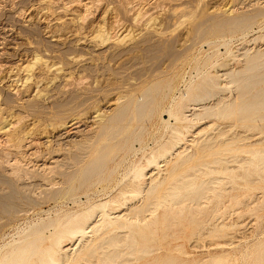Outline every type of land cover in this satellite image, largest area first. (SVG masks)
<instances>
[{
	"label": "bare ground",
	"instance_id": "bare-ground-1",
	"mask_svg": "<svg viewBox=\"0 0 264 264\" xmlns=\"http://www.w3.org/2000/svg\"><path fill=\"white\" fill-rule=\"evenodd\" d=\"M124 1L121 8L128 17L134 7ZM86 2H78V6L87 12L91 7ZM195 2L199 9L189 26L191 39L212 44V56L221 55L217 50L223 45V57L233 63L230 66L214 58L215 66L223 68L221 72L217 69L199 79L189 77L178 97L174 92L180 75L175 68L184 49H176L172 39L165 40L157 31H145L120 47L115 42L116 18L106 25L102 17L94 23L91 38L109 45L91 51L111 60L138 52L132 56L134 69L126 59L111 66L105 61L91 64L87 58L79 67L88 74L100 68L103 79L94 74L83 85L71 80L76 86L70 87L71 69L79 58L69 53L57 55L66 65L73 63L70 68L50 59L45 50L43 54L35 51L31 60L18 64L21 75L15 74L9 84L0 87L1 214L12 217L47 199H76L78 191L87 192L96 183L102 189L109 185L116 188L112 196L86 201L69 215L49 221L40 218L21 227L0 244V264H182L183 259L170 255L157 257L169 238L219 241L231 236L236 218L264 207V49H230L233 38L248 35L255 26L264 30V8L211 11L201 6V0ZM137 11L133 21L140 15ZM43 39L46 46L61 43L48 35ZM162 55L172 56L170 69L152 73L153 62L148 61ZM131 75H135L134 81ZM82 77L77 78L79 83ZM17 81L20 87L14 84ZM223 88L232 89L233 95H218ZM164 111L168 118L162 117ZM154 119L159 134L156 139L151 135L154 144L148 146L145 126ZM223 123L237 124L248 135L240 131L229 134L224 127H217ZM211 128L216 132L208 131ZM254 135L257 137L247 140ZM62 140L66 147L59 145ZM40 145L49 162L43 157L44 162L27 169L20 157L38 156ZM126 162L119 179L118 166ZM45 172L55 174L46 178L48 186L34 197L31 192L37 183L30 179L44 177ZM49 229L52 231L46 234ZM259 250L249 264L264 259V243ZM208 264L227 261L225 256H213Z\"/></svg>",
	"mask_w": 264,
	"mask_h": 264
},
{
	"label": "rangeland",
	"instance_id": "rangeland-1",
	"mask_svg": "<svg viewBox=\"0 0 264 264\" xmlns=\"http://www.w3.org/2000/svg\"><path fill=\"white\" fill-rule=\"evenodd\" d=\"M49 1H51L53 4L48 2V0H0V72H1L0 87L6 85V82L7 84H9L11 82L10 81L11 77L14 76L15 74L21 75L20 73L21 71L17 68L18 64L22 62H26L27 60L28 61L31 60L32 54L35 51L37 53L43 54L42 52H44L43 50H45V53L51 56L50 59L55 60L57 61V63L63 64L64 66L70 68H74L73 63L66 65L64 63V59L58 56L69 53L79 58L78 65L74 69H71L72 73H74L72 75V77L74 78L72 79L71 77L70 79L71 82V84H69L70 87L76 86L75 83H78L79 85H83L89 80L93 79L96 74L98 75L99 79H103L100 76L101 73L100 68L95 70L94 73L89 72L88 74L87 70H83V67H79L83 64V61H85L87 58L88 59L86 61H88L91 64L99 65V63L105 61L111 64V66L115 65L121 60L126 59V62L129 63L128 66H130V69H134L136 64L133 60L134 57L132 58V56L134 54H137L138 52L123 53L120 56L113 58L112 60L108 58L101 59L102 57L97 55L96 53L97 50L106 48L109 45V42L107 41L103 43H101L100 41L99 43L97 41L98 43H96V41L91 38L93 35L92 32L94 27L96 26L97 22L99 23L103 18H104L103 20H105L103 22H105L106 25H109L111 21L113 22L114 18H116L117 26H115V29L117 33L115 36L117 37L118 35V37H117V41H115L116 38L114 41L117 44H119L120 47L128 46L134 38L141 35V33L145 31H157L160 34V36L163 35L162 38H164L165 40L172 39L174 41L176 49H184L182 50L183 54H181V56L178 57L177 60L178 64L175 68L180 75L179 76L180 78L178 77L176 82V86H177L176 91L174 90L175 91L174 95L176 97L180 96L183 93L184 82L189 80V77L199 79L203 73L205 72L212 73L213 70L215 71L217 69L218 72H221L223 68L219 66H215V62L212 61L214 58L218 57L219 58L218 62L221 61L229 62L228 65L230 66L233 63L231 62V60L228 59V57H223L225 56L224 54L225 47L223 45H220V47L218 46L219 49L217 50V53H220L221 55L212 56L213 54L212 52L213 49L211 48L212 44H207L206 42H204V40L191 39L189 26L196 17L195 16L196 9H199L197 2H195L196 0H193L194 2L192 0H126V1H130L129 5L130 6L132 5L131 8L134 7L133 9L128 11L129 12L128 17L125 16L127 12H124V10L121 8V4L125 2L124 0H95V1L94 0H85V1L56 0V2H54L55 0L54 1L49 0ZM73 1H77V2L74 3ZM134 1L136 2L138 1V2L136 3ZM78 2H86L88 5L90 3L89 6L91 8L89 7H88L89 9L87 8L88 13L79 8ZM95 2L97 3L95 4ZM200 4L205 9L211 11L212 10L215 11L216 9L224 10L225 8L231 9L234 7H239V9L240 8L250 9L253 6H260L261 8H264V0H242L239 3L236 2V4L232 0H201ZM42 6H47L50 8V10L47 9V7L43 8ZM94 7L96 8L94 9ZM138 9L139 11H137ZM89 11H91L92 13H90ZM103 11H104V16H103ZM136 11L139 12L140 14L136 18L139 21L138 20L133 21L132 19L133 18L132 15L134 16ZM82 12L84 13L82 14ZM86 13L88 14L87 17L85 16ZM143 14L145 15L142 16ZM79 15L80 17L77 18ZM141 16L142 18H140ZM71 17L73 18L71 19ZM145 19L146 21L144 24ZM118 20L121 23H118ZM151 24L152 27H150ZM260 31L261 30H258V28L255 26L253 28V31L249 32L248 35L244 37H238V39H236V37L233 38L231 42L232 44L230 45V49L234 50L235 48H240L242 46H251V47L257 46L264 49V30H262L261 32ZM46 35L59 39L61 43L59 45L46 46L44 42L45 39H43ZM119 36L122 38H119ZM253 37H257V38L255 40H252ZM73 41H76L77 43ZM78 44H80L81 46ZM93 45L95 46L94 48ZM76 50H79V52ZM91 50L96 52L94 53ZM82 51L83 53L84 52L85 53L82 54L81 53ZM80 54L83 57H80ZM157 54H160V52H158ZM171 58L172 56H168V55H162L161 57L157 56L151 58L148 61V63L153 62L154 71L152 73H158L159 71L162 70H169L170 69L169 61ZM156 59H159L158 62ZM77 69L81 70L77 72L79 76H84V78L82 77L80 79V80L83 79V81L80 83H79V79H77L79 78V76H77L78 74L75 75ZM81 73L82 75H80ZM134 76L135 75H131V78L133 79ZM84 79L86 80L84 81ZM71 80H77L78 82L74 81L75 83L73 84V81ZM179 80L181 81V83H179ZM58 81H60L59 78L55 80V82ZM222 83H224V81ZM14 84L20 87L21 82L17 81V83L14 82ZM231 93H233L232 89L223 88L221 89L220 94L218 95L229 97L233 95ZM212 101L213 99L209 100L208 102H212ZM161 115L164 118H168V115L166 114L165 111L162 112ZM156 121L157 119H154L152 122L147 123L145 126L146 131L148 132V134L145 135L146 136L145 141L149 143L148 146H152L154 144V140L150 139L151 135H153V138L156 139V137L159 134V132L156 129L159 126V124H157L158 121L157 122ZM171 121L173 122V120ZM217 127L218 128L224 127V129L227 130L229 134L240 131L241 135L243 136H245V134L248 135V132L237 124L226 125L225 123H223L218 125ZM208 131L216 132V128H211ZM256 137L257 135H254L251 136L250 138H247V140L254 139ZM60 142L61 144L59 145H61V147L63 146L66 147L64 140ZM134 147L135 148L139 147L138 142L134 143ZM37 148H40L39 153L37 152L38 156L33 157V155L24 154V156L20 157V161H21L20 163H23L22 165L27 169H31L35 165H40V163L44 162L43 157L44 158L47 157L48 161L47 160L45 161L49 162V157L47 155L45 156V154L42 153L44 150V146L40 145ZM138 156L139 153L135 155V158H137ZM22 158L25 161H23ZM117 160L118 159H116V161ZM126 165L127 162L119 164L118 166L119 173H117L118 174L117 178L120 179ZM45 174L44 177L41 178L31 177L30 182L37 183V185L34 186L35 188L31 192L32 196L38 197L40 190L48 186V182L46 181L47 180L46 178H51L52 176H54L55 173L45 172ZM54 179L58 180L59 176H55ZM115 190L116 188L113 189V186L110 187V185L105 189H102V185L96 183L92 187H90V189L87 190L88 193L84 189L78 191L76 199L61 198V199H57V201H55L56 203L53 202V200L51 199L50 200L47 199L41 202L40 204L35 205L33 208L26 210V212L20 211L12 217H7L0 213L1 215L0 244L10 239L12 235H15V233L21 227H25L27 224L31 222H35V220L38 221L41 218L44 221H49L51 219L61 218L65 215L71 214L75 209L81 207L82 205H85L86 201L89 202L98 201L112 196V194L116 192ZM86 194H88V197L86 196ZM54 204L56 205L53 206ZM210 205L211 203L209 204V206ZM235 220L236 223L234 224V226L235 225L236 226L235 227L233 226L230 229V233H229V235H231L232 237L228 236L227 238H218L220 242L216 240L217 238L216 239L213 238V240L215 239L213 241L211 240L212 238H208V237L195 238V237L183 236L181 238H169L168 239L169 243H164L161 246L162 249L160 248L158 249L159 251H157L156 253L157 257H159V259H163V257H165L166 255H170L171 258L173 257V258L183 259L182 264H196V262L200 260H203L204 264H208L213 256L214 257L225 256V260L227 261V264H249V262L253 260L255 255L259 253L260 251L259 248L260 246H262V243H264V207L260 208L255 213L245 214L239 218H236ZM51 231H52L51 229L47 230L46 234H48ZM224 239L226 241H223ZM64 242H66V240ZM173 246L178 247L179 249H181V253L183 252L185 254L179 253L177 251L178 249L176 250V248ZM171 251H173L174 253ZM262 262L264 263V259H261L259 262H255L253 264H257V263L263 264Z\"/></svg>",
	"mask_w": 264,
	"mask_h": 264
}]
</instances>
